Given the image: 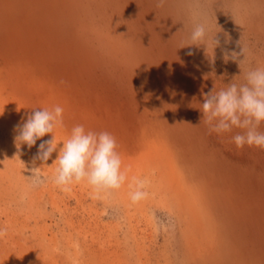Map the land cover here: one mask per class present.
Here are the masks:
<instances>
[{
	"label": "rangeland",
	"instance_id": "obj_1",
	"mask_svg": "<svg viewBox=\"0 0 264 264\" xmlns=\"http://www.w3.org/2000/svg\"><path fill=\"white\" fill-rule=\"evenodd\" d=\"M196 22L205 42L186 45ZM256 67L264 0H0V264H264V149H238L241 129L209 134L200 110ZM56 105L63 127L18 151L16 125ZM78 124L116 138L129 182L150 180L145 200L128 182L98 199L53 182Z\"/></svg>",
	"mask_w": 264,
	"mask_h": 264
},
{
	"label": "clouds",
	"instance_id": "obj_2",
	"mask_svg": "<svg viewBox=\"0 0 264 264\" xmlns=\"http://www.w3.org/2000/svg\"><path fill=\"white\" fill-rule=\"evenodd\" d=\"M164 0H160L163 4ZM207 29L204 23H193L190 33V43L186 45L204 44ZM218 41L215 40V45ZM183 45L181 47H184ZM241 53L232 52L229 58L239 65ZM193 55L190 49L187 53ZM61 83H65L61 81ZM203 121L208 127L209 134H223L241 129L232 136V141L238 149L256 147L264 149V132L259 127L264 123V67L251 68L244 72L243 82H231L219 91L210 90L204 95L202 109ZM64 109L56 105L52 109L34 108L27 119L15 127L14 142L18 151L21 145L31 149L48 133L63 127ZM55 137L43 140L38 146L34 160L46 162L57 150ZM116 138L108 131L86 130L83 125L72 128L71 134L63 141L58 155L54 160L56 168L52 177L53 182L65 192L71 191V186L85 182L92 189V198L98 199L101 194L110 195L128 182L129 199L131 204H138L149 196L147 191L150 180L147 177L132 176L129 182V168H122L123 161L117 151ZM37 169V168H33ZM32 169V186H39L44 177ZM24 197H22L23 199ZM6 230L0 227V238Z\"/></svg>",
	"mask_w": 264,
	"mask_h": 264
}]
</instances>
